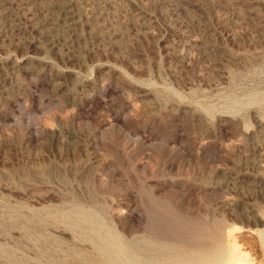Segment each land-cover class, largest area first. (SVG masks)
Returning <instances> with one entry per match:
<instances>
[{"label":"rangeland","instance_id":"374dc122","mask_svg":"<svg viewBox=\"0 0 264 264\" xmlns=\"http://www.w3.org/2000/svg\"><path fill=\"white\" fill-rule=\"evenodd\" d=\"M264 264V0H0V264Z\"/></svg>","mask_w":264,"mask_h":264},{"label":"bare ground","instance_id":"6f19581e","mask_svg":"<svg viewBox=\"0 0 264 264\" xmlns=\"http://www.w3.org/2000/svg\"><path fill=\"white\" fill-rule=\"evenodd\" d=\"M210 260V258L207 257H199V258H193L191 259L190 263L191 264H206ZM135 264V263H133Z\"/></svg>","mask_w":264,"mask_h":264}]
</instances>
